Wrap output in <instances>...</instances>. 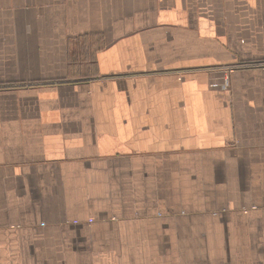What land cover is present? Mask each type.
Instances as JSON below:
<instances>
[{"label": "crops", "instance_id": "obj_1", "mask_svg": "<svg viewBox=\"0 0 264 264\" xmlns=\"http://www.w3.org/2000/svg\"><path fill=\"white\" fill-rule=\"evenodd\" d=\"M0 264H264V0H0Z\"/></svg>", "mask_w": 264, "mask_h": 264}]
</instances>
